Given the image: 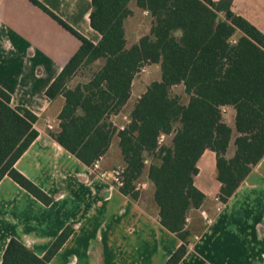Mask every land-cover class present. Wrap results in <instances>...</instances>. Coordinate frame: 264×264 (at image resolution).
Masks as SVG:
<instances>
[{
    "label": "trees",
    "instance_id": "16d2710c",
    "mask_svg": "<svg viewBox=\"0 0 264 264\" xmlns=\"http://www.w3.org/2000/svg\"><path fill=\"white\" fill-rule=\"evenodd\" d=\"M30 1L81 42L46 90L50 100L64 99L51 138L89 167L117 138L125 166L118 189L137 201L138 185L151 184L161 225L181 241L165 264H179L194 241L187 219L207 201L195 184L203 154L216 155L223 204L264 158V34L234 13L233 0H92L90 24L101 35L95 44L38 0ZM133 2L148 14L151 27L128 46ZM147 65L160 67L161 80L148 86L121 129L112 117L125 109L133 81ZM86 72L85 80L72 85ZM177 87L187 103L173 93ZM226 108L235 111V129L225 121ZM37 122L0 87V182L8 176L49 206L53 199L15 167L39 136ZM73 231L67 227L43 257L11 239L2 264H50Z\"/></svg>",
    "mask_w": 264,
    "mask_h": 264
},
{
    "label": "crops",
    "instance_id": "0c3cea01",
    "mask_svg": "<svg viewBox=\"0 0 264 264\" xmlns=\"http://www.w3.org/2000/svg\"><path fill=\"white\" fill-rule=\"evenodd\" d=\"M38 1L93 43L100 42L101 35L90 24L92 0ZM233 11L264 34V0H233ZM80 46L77 37L30 0H0V87L11 95L13 106L38 116L39 136L15 167L53 199L46 206L10 177L3 178L0 264L11 239L43 257L67 227L73 228V234L50 264H165L181 241L161 225L151 184L140 183V197L134 201L50 136L49 125L53 131L59 128L64 99L50 100L46 90ZM152 82L136 75L126 106L132 107L119 124L114 121L119 128L125 127L135 102ZM208 153L215 156L209 174L215 191L200 185L202 161ZM121 165L115 139L101 169L111 171ZM198 168L195 184L207 201L187 223L190 229L198 223L203 227L193 233L194 241L179 264H264V158L219 212L215 197L221 184L215 153L206 151ZM202 212L213 217L212 223H205Z\"/></svg>",
    "mask_w": 264,
    "mask_h": 264
},
{
    "label": "rangeland",
    "instance_id": "374dc122",
    "mask_svg": "<svg viewBox=\"0 0 264 264\" xmlns=\"http://www.w3.org/2000/svg\"><path fill=\"white\" fill-rule=\"evenodd\" d=\"M131 8L134 10L133 16L128 20L126 24V38H127V44L128 46H132L133 44H136L137 41L144 35L148 34L150 31L151 27V20L149 16H146L144 12L140 9L137 8L136 4L133 2L131 4ZM102 62L99 63L101 65ZM146 70L143 72L142 70L137 74L138 76L143 75L145 79H148L150 81H155V80H161V69L157 65H152V66H145L143 68ZM88 75V72L83 76H77L72 80V85H75L78 81H83L86 79ZM139 87V85H138ZM174 94L177 95H182V102L187 103L188 102V97L183 95V89L182 87H177L173 91ZM132 105L126 107L121 114L119 115L120 117H112L113 122L115 121L117 124L121 121L122 115L126 114L127 111L131 109ZM229 111V112H228ZM225 112V121L226 123L235 129V111L233 109L228 110ZM117 140V138H115ZM114 139V140H115ZM115 146V143L113 144V147ZM116 147V146H115ZM114 147V148H115ZM113 153V152H112ZM230 155L234 153V146L231 145L230 150H229ZM215 159L214 154L208 153L205 158L203 159L202 163L204 164V175L203 179H201L200 185L203 186L204 188H207L209 191H215V187H213V183L210 182L209 174L211 172V164L213 166V163ZM116 168V167H115ZM215 185V183H214ZM196 214L197 212H193ZM193 226V225H192ZM203 227V224L198 223L196 227H191V232H199Z\"/></svg>",
    "mask_w": 264,
    "mask_h": 264
},
{
    "label": "built area",
    "instance_id": "2783aa9c",
    "mask_svg": "<svg viewBox=\"0 0 264 264\" xmlns=\"http://www.w3.org/2000/svg\"><path fill=\"white\" fill-rule=\"evenodd\" d=\"M142 71L144 72L145 70L142 69ZM224 111H226V110H224ZM48 128H49V130H53V127L51 125H49ZM164 141H165V136H161L159 139V143L162 144ZM103 159H104L103 157H100L93 164L92 169H93L95 175L102 177V178L110 179L112 184L114 186H116L117 188L123 187V185H124L123 175L125 173V166L121 165V166H118L111 171H103L101 169V163H102ZM138 190H139V187H138ZM215 202L217 204L216 211L219 212L224 204L221 202L219 196L215 197ZM201 215L204 218V221L206 224L212 223L213 217H211L207 212H202Z\"/></svg>",
    "mask_w": 264,
    "mask_h": 264
}]
</instances>
